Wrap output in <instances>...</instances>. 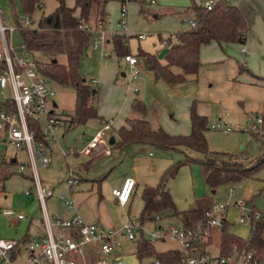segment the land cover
<instances>
[{
    "label": "rangeland",
    "instance_id": "obj_1",
    "mask_svg": "<svg viewBox=\"0 0 264 264\" xmlns=\"http://www.w3.org/2000/svg\"><path fill=\"white\" fill-rule=\"evenodd\" d=\"M41 8L35 9L32 16H24L21 13L19 0H0V11L6 12L7 15L11 18V20L15 16L22 18V23L20 22V27L25 28L27 30H34L38 28V22L41 19L48 18L50 14L54 11L57 6L55 0H40ZM116 0H109V3L115 2ZM126 1V0H124ZM154 3H146L143 4V11L140 12V7L138 9H133L132 5L137 4L139 6V2L136 0L129 1L127 3V16L129 17L128 26L132 27L133 35L143 34L146 36V40L138 42L135 38H131L129 41V48L127 51L131 54H135L138 52V49L141 51H151L154 50V45H156V41L158 36L171 35L170 33L176 32L177 29H186L189 28V23L187 22L188 16H185L187 20L183 23H177V28H173L171 25L164 24V22L168 21V16H162L158 20L153 19V16L150 10H155L158 7H161L163 4V0H153ZM207 0H201L202 4H204ZM67 6L73 5V0H65ZM232 3V2H231ZM76 14V13H75ZM96 16V12L93 11L92 18L94 19ZM29 20L28 24L26 22ZM118 19L114 26L109 30L110 32H120V28L117 26ZM11 23H17L12 20ZM131 24V25H130ZM44 32L46 34H51V30H38L41 33ZM168 33V34H166ZM262 38V37H261ZM264 38V34H263ZM14 42H20L19 34H15ZM224 49L228 51V55L232 57L236 64V60H240L242 55L240 51V47L242 45L237 44H228ZM216 49L218 47H215ZM217 52L221 50H216ZM206 56H214V52L208 51ZM34 56L41 60V62H46L48 60L47 55L41 54L37 51L33 52ZM87 52L85 51V54ZM220 53V52H219ZM100 56H98V55ZM103 55L101 50L98 51H90L88 55H84L80 62V73L83 75V78H86L87 83L91 82V78L94 77V74L97 69V65L100 63ZM123 59L122 55H118ZM115 58L114 55L110 54L107 58L110 59ZM203 57L201 56L200 62L201 66L196 75H187L186 80L180 85H186L182 87L186 91V93L190 92L192 86L196 83H200L202 80L206 84H212L215 81H219L221 79V65L213 66L209 64V62H204ZM264 59V56H261ZM226 61V60H225ZM230 61V65L232 66L233 62ZM143 62V60H142ZM144 65L140 63L138 67L141 69L142 73L140 74L141 79H145V68ZM129 69H123L120 72H125L126 77H122L120 74L118 76L119 81L123 82L124 87L129 86L130 88L140 89V94H146V88H144L143 84H136L137 79H129ZM174 72H180V69L174 68ZM119 72V73H120ZM143 74V75H142ZM243 77L242 72L236 73L234 82L236 83ZM140 79V80H141ZM139 80V81H140ZM214 80V81H212ZM144 81V80H143ZM143 83V82H142ZM52 89L54 90V99L58 103V111L64 110L63 114L60 116L61 124L57 125L53 129V138L49 143V146L45 148L47 155L50 157V163L48 167L39 168L38 174L43 186L47 188L54 187V198L58 195H65L64 192L67 190V187L64 183L66 177H68L69 171L73 172L74 175L79 179V185L82 186L84 183H88V181H93V183L101 184L103 188V197H99L96 188L94 187V192L96 193L94 199L98 201L102 206H106L109 214L111 215V220L115 230L117 231L115 235V239L118 242L117 250L121 253V262L119 264H152L156 259L155 256H148L142 259L137 258L135 255V248L137 245L136 240L132 241L126 238V234L120 231L121 226L129 220H140L141 212L143 208V201L141 199V190L144 183L143 179H140V183L137 187L134 194L135 196L131 200H129V204L125 208L119 207V205L115 204V202L110 197L109 188L113 184L116 183L117 187L122 184L123 177L129 176L137 178L133 173V166L130 157L123 158L120 157L121 150H112L111 155H104L103 146H100L99 149L91 152L90 154L83 153H75L76 150L82 149L86 143L91 139V137L100 129V121L96 118H91L86 120L85 122L75 123L69 126V120L73 113V105H74V89L71 85H62L58 84L54 81L51 83ZM215 86V84H214ZM154 94L153 96L148 97V101L146 102L149 105L150 110L148 117L152 118L151 108L154 105V108L157 112L158 109L161 108V105H165L166 101L163 99V93ZM100 96L104 101V105L109 104V94L108 89H103L100 92ZM122 98V95H121ZM117 100V101H116ZM120 98L114 99V105H120ZM95 101L90 99L89 105H95L98 109L99 103L97 104ZM133 103V102H132ZM201 105V110H205V115H207L208 121V130L205 132V139L207 143V151L208 155L212 157H221V153L229 154L232 160L241 161L245 164L254 163L258 157L261 156V146L264 143V123L260 126V131L257 133L256 131L250 130V126L248 123H252V117L254 114H248L245 119L242 117L235 118L230 116L221 117L220 110L224 108L221 105L212 104V103H198ZM213 106V107H211ZM264 110V109H263ZM261 111L263 122H264V111ZM260 112V111H259ZM263 112V113H262ZM158 113V112H157ZM168 113V112H167ZM260 115V114H259ZM222 119H219V118ZM147 118V117H146ZM154 118H156L154 113ZM225 121L231 127L232 131H224L222 129H212L211 125L216 124L218 121ZM46 120L44 117L40 118V128L41 130L46 129ZM156 128V127H153ZM247 128V129H246ZM165 130V129H164ZM166 131V130H165ZM167 132V131H166ZM115 131L113 129H107L104 139L107 140L110 136L113 135ZM168 133V132H167ZM170 134V133H169ZM257 134V137L255 136ZM51 133L48 135L50 136ZM173 135V134H171ZM0 143V147H1ZM108 147L110 145L108 144ZM107 147V148H108ZM149 147V149L141 154L145 157L148 156L147 152L150 150L152 152V156L154 158H165L169 160L170 163L174 164L176 167L174 175L168 178L166 183L167 192L171 197L175 207L177 210L183 211L191 208V206L196 201H205L206 203L212 204L217 203L220 205L228 204L229 211L227 216L228 224L226 226V232L232 236L248 238L250 235V221L246 212H244L245 220L247 224H241L238 222V219L241 215V210L239 208L234 207V203L239 199H250L254 209L257 213L263 211L264 208V165L258 168L255 173L251 176H241L237 178L235 181L231 183L221 184L215 188L211 187L205 182L202 165L200 163V159L203 155L196 153L191 150H185L186 154L193 158V160L187 161L185 160V154L181 152H177L174 150H160L154 147ZM106 148V149H107ZM128 149V148H127ZM125 149V150H127ZM137 149V148H136ZM6 157L17 156L16 163H8L6 167L0 166V171L2 173H6V179L2 180L0 177V191H2V182L4 185V193L1 192V195L4 194L8 196V198H13L18 204L22 202L23 207H20L16 204L12 205L13 210H23L25 215L33 216L36 219L38 224L41 218V212L39 207V202L34 196L33 193H27L31 188L33 189V180L31 179V171L29 167H26L24 171H18V163L19 161L25 160V153L23 151L16 150L14 147L8 146ZM108 150V149H107ZM135 148H130L128 150V155ZM61 152H64L65 155H62ZM215 153H219L217 156ZM216 158V159H217ZM227 158V157H225ZM1 160V159H0ZM168 165V164H167ZM166 165V166H167ZM169 167V166H167ZM0 172V173H1ZM1 173V174H2ZM105 176V177H103ZM160 177V174L157 175V178ZM53 189V188H52ZM214 190V193H212ZM133 195V194H132ZM49 199L46 201L48 206L49 214L52 213L55 206V200ZM160 219L156 220H145L143 223V227L145 229V234L148 231L154 229V227H158L156 225H161L164 227V230H168L167 234L172 235L169 230V226H173V228L178 229L179 222L176 218L168 215L166 213H159ZM7 217L3 215L0 216V231L4 237H13L17 238L24 230L26 225L25 221H21L18 226V230L15 231L16 226L9 227L8 226ZM39 225V224H38ZM112 228V227H110ZM41 229V224H40ZM138 235V233H136ZM222 231L218 232L213 237V240L218 239V247L220 245ZM212 240V239H211ZM155 251L159 252L165 249H173L179 248L176 241L171 238H166L162 243L161 239H155L153 241ZM208 251L211 254H216L215 247L207 246ZM97 255L93 256L92 264H95ZM21 259H17L13 264H21Z\"/></svg>",
    "mask_w": 264,
    "mask_h": 264
},
{
    "label": "built area",
    "instance_id": "obj_2",
    "mask_svg": "<svg viewBox=\"0 0 264 264\" xmlns=\"http://www.w3.org/2000/svg\"><path fill=\"white\" fill-rule=\"evenodd\" d=\"M121 3L118 27L120 33L108 34L104 30L102 22L88 23L82 21L79 29L84 32L89 39L88 47L91 51H97L106 45L108 39L123 37V45L127 46V39L131 34L127 31V3ZM219 0H212L205 3L204 8L211 10ZM231 3L233 0H224ZM153 4V0H147ZM7 15L0 11V143L3 150L8 146L25 153V160L19 161L18 171L22 172L29 167L33 180V189L27 193H33L39 202L41 212L42 232L18 239L6 238L0 231V264H13L18 257H24L23 264H92L93 256L97 255L95 264H119L121 253L117 250L118 242L115 239L117 231L115 228H100L94 222L85 221L75 210L74 201L65 196H59L57 209L64 208L72 212L68 217L52 216L48 212L46 204L47 198L53 195V189L42 185L38 169L48 167L50 157L47 155L46 146L36 140L35 131L31 123L40 124V118L46 120V129L42 130V135L50 143L53 138V129L61 124L60 116L62 111H58L54 103V90L51 80L40 69L41 60L36 58L23 44L14 42L15 34L25 29L20 27V22L9 23L6 21ZM29 20L26 22L28 24ZM189 26L194 28L196 21L190 19ZM139 40L146 39L145 35H139ZM114 50H116L114 48ZM241 52L245 49L242 47ZM106 56L107 53L103 52ZM124 61L130 68V76L137 77L141 74L136 56L129 53L122 55ZM253 122L248 123L250 130L260 131L263 123L262 115L257 114L252 117ZM110 122L103 121L100 129L91 137L86 145L76 150L75 153L90 154L103 146L104 154L109 151L108 142L104 139L106 130L109 129ZM212 129L232 130L225 121H218L211 125ZM247 129V128H246ZM51 133L50 136H48ZM107 148V149H106ZM65 155L64 152H61ZM66 187L73 189L79 184V179L73 172L69 171L68 177L64 180ZM135 180L132 177L124 178L119 187L111 190L112 195L120 205L127 203L135 188ZM240 210L239 222L245 223V215L253 214L256 218H264V209L257 213L252 205L244 200H237L234 203ZM228 204H212L206 208L202 218H200L193 228H186L182 225L178 229L169 226L172 235H168V230L162 227H154L147 231L143 227L141 220H129L124 223L120 231L126 234V238L135 241L142 232L147 240L171 238L178 243L179 260L182 264H264V256L257 254L255 250L239 253L232 249L228 254H211L207 246L215 229H221L226 219ZM0 215L8 219H24L23 212L0 207ZM160 219L159 214H154V220ZM150 220V219H148ZM138 233V235L136 234ZM153 264H159L155 260Z\"/></svg>",
    "mask_w": 264,
    "mask_h": 264
},
{
    "label": "trees",
    "instance_id": "obj_3",
    "mask_svg": "<svg viewBox=\"0 0 264 264\" xmlns=\"http://www.w3.org/2000/svg\"><path fill=\"white\" fill-rule=\"evenodd\" d=\"M56 8L48 18L38 22V28L34 30L23 29L19 37L26 48L32 53L37 51L48 57L46 62H40V69L47 77L58 84L71 85L74 89V109L70 117V125L85 122L91 118H98L95 105H89L90 99L94 98L92 88L79 67L82 57L87 50L88 36L79 29L82 21L95 23L102 20L106 14L105 6L108 0H74L73 7H68L65 0H55ZM20 10L24 16H32L35 9H40V0H19ZM77 11V13H76ZM93 11L96 12L94 19ZM76 13V14H75ZM192 18L196 21L194 28L190 27L175 35V42H166L167 53L163 57L164 62L156 55L138 51L137 56L143 59L147 70L171 84L182 83L187 75H196L201 66L200 48L211 42L219 45L235 43L244 45L248 31L247 21L239 9L224 0H219L211 10L202 7H191ZM28 20H31L28 18ZM51 30L46 34L38 30ZM117 54H127L123 45L122 37L113 40ZM55 60V61H53ZM178 68L180 72H174ZM264 87V76L256 77ZM134 111L145 114L144 105L134 100L132 104ZM35 131L36 140L41 141L46 147L49 142L42 135L40 124L31 123ZM208 130L207 117L196 112L194 106L190 109V133L188 135H171L162 127L152 128L144 117H128L125 124L119 127L115 133L114 144L110 145L112 150H124L134 144H143L160 150H174L185 154V160L193 158L186 154L185 150H191L203 155L200 159L205 181L213 188L235 181L241 176L252 175L258 168L264 165V143L261 146V156L254 163L245 164L232 160L229 154L221 153L219 158L208 155L205 132ZM257 137V134H255ZM216 156L219 154L215 153ZM227 157V158H225ZM217 158V159H216ZM16 160L11 163H15ZM3 160L1 164H4ZM10 163V162H9ZM172 164L161 175L160 181L155 186H144L141 198L143 208L141 221L154 220V214L167 213L176 216L180 224L186 228H193L195 223L202 218L205 209L202 207L177 210L167 200L163 190L165 178L172 177L175 172ZM1 172V171H0ZM2 173V172H1ZM0 177L6 179L4 172ZM105 177V176H103ZM264 187V185H263ZM250 235L244 239L228 234L226 232L227 221L222 227L219 245V254H228L232 249L239 253L255 250L258 255L264 256V218H256L249 213ZM29 236V235H28ZM136 239L137 245L134 250L137 258L155 256L159 264H182L180 263L179 250L155 251L152 241L147 240L142 232ZM26 238V237H25ZM210 242V241H209Z\"/></svg>",
    "mask_w": 264,
    "mask_h": 264
},
{
    "label": "crops",
    "instance_id": "obj_4",
    "mask_svg": "<svg viewBox=\"0 0 264 264\" xmlns=\"http://www.w3.org/2000/svg\"><path fill=\"white\" fill-rule=\"evenodd\" d=\"M136 1L139 2L138 3L139 6H137V4L136 5L133 4L132 5L133 9L139 10V7H140V12H142L143 11L142 5L148 3L147 0H136ZM208 1H212V0H207L206 2ZM122 2H124V0H116L115 2L109 3V0H108L105 6L106 14L102 20H98L103 23L104 30L108 34L114 33L113 31L110 32L109 30L114 26V23H116L117 19L119 21V13H120V7H121ZM205 3L202 4L201 0H163V3H162L163 5L161 7H158L155 10H150V12L153 16V19L155 20H158L162 16H168L169 19L168 21L164 22V24L171 25L173 28H177V23L186 22L185 20L187 19L184 18L185 16H188L187 22L192 18L191 7H194V6L202 7L205 5ZM229 4L236 6L239 9V11L244 15L247 21L248 31H247V35L245 38V43L244 45L240 47V51H239L241 52V48L243 47L245 49V52L244 53L241 52V54L244 56H242L240 60L238 61L236 60V64H235L232 57L228 55V51L224 50L227 47L226 45L228 44L219 45L216 42H211L207 45H203L200 48V53H199L200 59H201V56H204L203 61L205 63L209 62V64L213 66L221 65V68H222L221 75H220L221 79L219 81H215V83L213 82L212 84H206V81L204 82L202 80L200 83L198 82L194 86H192L190 92L188 93H186V91L182 89V87L186 85H183V84L180 85L179 83L171 84L167 82L165 79L159 77L156 72L147 70L145 68L144 63L142 62L143 59L140 56H137L138 52L135 54H131L128 51L127 52L129 54L136 56L138 60L137 64L139 65L140 63H142L144 65L143 67L146 70V72L144 73L145 79H141L140 75L137 77H131L130 71H129V79L130 78L137 79L136 84L138 85L143 84L144 88H146V94H142L143 92L140 94L139 87L137 88L135 87L133 89L130 88L129 86L124 87L123 82L119 81L118 76L120 74L122 77H126L125 72H120L123 69V66L125 69L130 70V68L125 61L123 60L121 61V58H119L118 56L120 54H117V52L114 50V44H113L114 39H111V40L108 39L106 42V45L99 48L101 50V53L106 52L107 55L101 56L102 59L100 63L97 65V69L94 74V77L90 79L91 80L90 83L88 82V84L92 88H94L93 93L96 92V95L94 96V98H92V100L95 101L97 104L99 103V106H98L99 108L97 109L99 117L96 119H99L100 127L103 121H109L110 122L109 128L113 129V131H115L116 133V130L125 124V121L128 117L139 116V117H144L149 122L152 128L162 127L168 133L173 134V135H188L190 133L191 106H194L198 114L204 115L207 117V115H205V110H201V105H198V103L200 104L212 103V104L223 106L224 108L220 110L221 117L224 116V117L230 118V116H233L235 118L242 117L243 119H245L248 114L250 115L251 114H254V115L261 114V111L264 109V87L262 83L258 79H256V77L264 76V59L261 58V56H264V38H263L264 0H233L232 3H229ZM73 5H74V0H73ZM73 5L68 6V7H73ZM4 13L7 15L6 12ZM15 14L16 13H14V18L12 20L14 22L20 21L22 18L15 16ZM12 20L9 17V15H7L6 21L11 23ZM128 21H129V17L127 16V31L128 33L131 34L130 35L131 37L127 39L128 45L125 46L126 48L127 47L129 48V41L131 40V38H135V40H137L138 42L146 40V39L144 40L138 39V36L143 35V34H137L136 36L133 35L132 27L128 26ZM117 26H118V22H117ZM187 29L188 28L184 30L177 29L176 32L170 33L171 35H164V37L158 36L156 45H154L155 47L154 50H151V51L143 50V52L157 56V54L162 49L165 48L166 46L165 41L175 42L176 41L175 35ZM119 37H122V36H119ZM230 44H235V43H230ZM215 47H218V48L216 49ZM139 50L140 49H138V51ZM216 50L218 51L221 50V51H219L220 52L219 53ZM90 51H91L90 48L87 47L86 54L88 55ZM208 51L214 52L215 53L214 56H210V57L206 56L207 53H209ZM110 54L114 55L115 58H112V59L111 57L110 59L107 58V56H110ZM160 60L164 62L163 58ZM228 60H231V62H233L232 66L230 65V61ZM237 72L238 73L242 72L243 77L235 83L234 79H235V75ZM106 88L108 89V94H109V104L107 106L104 105V101L102 100L100 96L101 90L106 89ZM157 92L158 94L163 93L162 97L163 99H165L166 104L161 105V108L157 110L158 113L156 112L154 105H152V108H151L152 118H151V117H148L150 107L149 105L146 104V102L148 101L149 96L151 95L153 96ZM121 95H122V98H121ZM117 98L122 99L120 105H114V99H117ZM134 100H138L144 105L145 110H146L144 115H142V113L140 112L133 110L132 102ZM54 103H55V107L58 109V103L55 101V99H54ZM73 109H74V105H73ZM154 113H155L156 118H154ZM221 117L219 119H222ZM207 124H208V121H207ZM115 133H113L112 136L115 137ZM147 146L148 145L134 144V145L127 147L128 148V149L126 148L127 150L125 149L121 150V153L119 154L120 157L123 156V158H126L129 156L130 160L133 163L132 164L134 168L133 173L137 177L135 179L136 184H135L134 190L137 189L141 178L144 181L143 182L144 184L141 185L142 186L141 191H143V188L146 185L147 186L157 185L160 181L162 173L168 168L167 166L170 167L172 165V163H170L169 160L165 158H154L150 150L147 152L148 156L145 157L144 155H142L141 154L142 152L146 153V151L149 149V147ZM130 148H135V150L132 151L130 155H128V150ZM7 151H8L7 149L3 150L2 146L0 147V159H1L0 166L1 167H4V166L6 167V165H8L9 162L11 161L13 162L14 160H16L17 162L16 155H14L13 157H10V156L6 157ZM108 151H109L107 153L108 155H111L113 152L112 149L109 147H108ZM107 154H104V155H107ZM3 160L5 161V163L1 164ZM254 173L255 172H253V174ZM159 174H160V177L157 178V175ZM126 177H129V176L123 177V180ZM167 181H168V178H165L163 182V190H162L164 194L162 195H166L167 200L174 205L173 201L171 200L170 195L167 192L168 190L167 185H166ZM94 187L96 188L99 197L100 198L103 197L102 185L93 183V181H88V183H84L82 184V186L78 184V186L73 189H70L67 187V190L64 192V194L65 196L71 198L74 201V204L76 206L75 210L80 214V216L85 221L94 222L100 228H103V229L110 228V227L114 228L112 220H111V215L109 214L106 206L101 207L99 203V199L98 201L94 199V196H96L95 195L96 193L94 192ZM115 187H117L116 183L110 186L109 188L112 190ZM52 188H53V195L47 198V200L54 198V187ZM1 189L2 191H0V207L5 208V209H11V210H13L12 205L14 204L20 207H23L21 206L22 202L18 204L16 201L13 200V198H8V196H5L4 194L1 195V192L4 193L3 182H2ZM134 190L132 193L133 194L132 198L135 196L134 193L136 191ZM212 193H214V190H212ZM59 196L60 195L55 196L54 198L56 204L54 206V210L52 211L51 215L59 216V217H68L72 214V212L66 211L64 208H61L60 210L57 209V205H59L60 203ZM110 197L115 202V204L119 205V207L121 208H125L129 204V201H128L124 205H120L116 201L114 196L112 195L111 191H110ZM238 200H244L246 201L247 204L251 203L250 199L239 198ZM212 204L206 203L204 200L196 201L189 209L197 208V207H202V209H206V208H209ZM234 207L238 208L235 204H234ZM228 209L226 212V218L228 216V211H229ZM17 212L24 213L23 210H18ZM25 216L26 217L21 220L7 218L8 220L7 224L9 227L16 226L14 227L15 231L18 230L17 225H19L21 221L26 222L23 232L17 238H13V237H7V238L18 239L22 237H27L28 235L30 236L34 234H39L42 232V228L40 229L41 218H40V222L38 223L39 224L38 225L35 223L37 221L36 219H34L32 215L31 216L25 215ZM172 217L178 220L179 226H180L181 224H180L179 219L176 216H172ZM227 224H228V221H227ZM241 224H247V222L241 223ZM156 226L164 228L161 225H156ZM220 231H222V228L213 230L212 231L213 233L211 235L210 242H209V247H215L217 253L219 252L218 239L217 241L213 240V237L216 234H218V232ZM161 241L163 243L165 240L161 239ZM153 243L154 242H152V244ZM153 247H154V244H153ZM178 249L179 248H173V249L168 248L162 251L178 250ZM162 251H159V252H162ZM17 259L18 260L21 259L20 260L21 264H23L24 257H18Z\"/></svg>",
    "mask_w": 264,
    "mask_h": 264
},
{
    "label": "water",
    "instance_id": "obj_5",
    "mask_svg": "<svg viewBox=\"0 0 264 264\" xmlns=\"http://www.w3.org/2000/svg\"><path fill=\"white\" fill-rule=\"evenodd\" d=\"M167 49H162L158 54H157V58L158 59H162L164 56H165V54L167 53ZM53 61H55V60H53ZM114 141H115V138H114V136H110L109 137V139H108V144L109 145H112V144H114Z\"/></svg>",
    "mask_w": 264,
    "mask_h": 264
}]
</instances>
